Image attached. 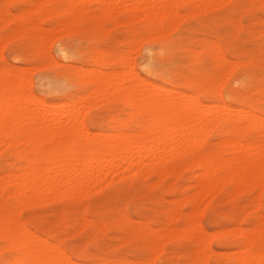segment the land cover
<instances>
[{
    "label": "rangeland",
    "instance_id": "374dc122",
    "mask_svg": "<svg viewBox=\"0 0 264 264\" xmlns=\"http://www.w3.org/2000/svg\"><path fill=\"white\" fill-rule=\"evenodd\" d=\"M140 1L0 0L1 107L16 97L22 120L24 113L48 114V104L64 103L55 120L72 124L80 115L83 120L42 138L11 126L3 132L7 135L0 134V264H248L250 257L243 258L253 250L257 263L264 264V0H173L161 8L162 16L161 0ZM135 83L147 90L160 85L161 95L178 90L183 102L193 97L203 108L215 106L217 115L224 104L252 116L250 122L218 121L202 133V145L201 134L199 142L187 141L188 147L195 142V149L168 155L165 162L147 158L155 162L150 168H123L112 180L90 181L81 192L17 191L13 179L35 162L48 168L62 160L83 161L92 150L105 152L106 141H117L120 134L129 142L151 133L148 101L135 104L125 96L123 87ZM198 157L211 158L212 167L198 164ZM24 237L27 243L18 244ZM46 248L56 256L63 252L58 256L67 263L47 258Z\"/></svg>",
    "mask_w": 264,
    "mask_h": 264
},
{
    "label": "bare ground",
    "instance_id": "6f19581e",
    "mask_svg": "<svg viewBox=\"0 0 264 264\" xmlns=\"http://www.w3.org/2000/svg\"><path fill=\"white\" fill-rule=\"evenodd\" d=\"M45 1V0H44ZM137 1H139V0H137ZM145 1V0H144ZM170 1V3H171V1H173V0H161L160 2H158L159 4H157V3H155V2H152V4H151V6L153 5V3H155L154 5H155V8H157L158 7V9H159V12L158 13H160V9L161 8H164L163 6H166L167 5V3ZM174 1H176L177 2V0H174ZM173 1V2H174ZM203 1H208V0H203ZM202 1V2H203ZM140 2H143V0L142 1H140ZM140 2H139V5H141L140 4ZM172 2V3H173ZM175 2V3H176ZM39 3V2H38ZM40 3H42V2H40ZM39 3V4H40ZM144 3V2H143ZM204 3V2H203ZM38 4V5H39ZM156 4H157V7H156ZM169 4V3H168ZM205 4H206V2H205ZM205 4H204V6H205ZM208 4V3H207ZM172 5H176V4H172ZM153 7V6H152ZM172 7V6H171ZM103 8H104V5H103ZM171 9V8H170ZM169 9V10H170ZM110 10V9H109ZM152 10V12L155 10V9H151ZM165 10V9H164ZM208 10V9H207ZM171 11V10H170ZM195 11V10H194ZM151 12V15L153 14ZM172 12V11H171ZM108 13V12H107ZM155 13V12H154ZM166 12H164V14H165ZM168 13V12H167ZM172 13H174V12H172ZM156 14V13H155ZM171 14V13H170ZM74 15L75 14H73V17H74ZM160 15L162 16V9H161V13H160ZM167 15V14H166ZM149 16H150V13H149ZM152 16H154V15H152ZM169 16V15H168ZM176 16H177V14H176ZM160 17V16H159ZM164 17V16H163ZM157 18V17H156ZM170 18V17H169ZM174 18H176V17H174ZM74 20V19H73ZM162 20V19H161ZM160 20V21H161ZM162 22V21H161ZM159 27V26H158ZM163 26L161 25V28H162ZM67 31V30H66ZM239 52V51H238ZM77 53V52H76ZM100 56V55H99ZM92 58V57H91ZM101 58V57H100ZM128 59V58H127ZM131 59V58H130ZM242 61H244V60H242ZM240 62V61H239ZM238 64H240V63H238ZM236 66H238V65H236ZM235 66V67H236ZM234 69V68H233ZM102 71V70H101ZM130 71H131V69H130ZM95 72V71H94ZM96 72H100V71H97L96 70ZM103 72V71H102ZM116 73V72H115ZM97 74V73H96ZM119 74V73H118ZM117 74V75H118ZM128 74H129V72H128ZM131 74V73H130ZM132 74H134V72L132 73ZM131 74V75H132ZM94 75V74H93ZM98 75V74H97ZM97 75H94V78H97L96 76ZM100 75V74H99ZM135 75V74H134ZM137 75V74H136ZM91 76V75H90ZM103 76V75H102ZM101 76V77H102ZM129 76V75H128ZM140 76V75H139ZM92 77V76H91ZM126 77H127V75H126ZM135 77V76H134ZM93 78V79H94ZM103 78V77H102ZM105 78V77H104ZM125 78V77H124ZM129 78V77H128ZM130 78H131V76H130ZM88 79H90V78H88ZM98 79H100V78H98ZM97 79V80H98ZM146 81V80H145ZM101 82H103V81H101ZM104 82L106 83V82H110L109 80H105L104 79ZM143 82V81H142ZM148 82V81H147ZM2 83H4V82H2ZM112 83V82H111ZM114 83V82H113ZM134 83V82H133ZM141 83V82H140ZM145 83V82H144ZM121 84V83H120ZM129 84V83H128ZM136 84V83H135ZM130 85V86H126V87H123L125 90H127V92H126V94H125V90L123 91V93L125 94V96L126 95H128V99H130L133 103H135V104H141V105H144V104H142V101L141 100H143L144 102H146V101H148V107L150 108V113H151V115H152V119L151 120H153V122H154V124H155V126H154V128H150V129H152V132L151 133H147V134H145L144 135V137H142L143 139H139L138 137H136L135 139H132V140H130L129 142H127V140H125L124 138H122V135L120 134L119 136H117V137H119L118 139H117V141L115 142V141H111V139L108 141L107 140V138H106V142H108V144H107V149L105 150V152H99V151H96V150H92L91 151V153H90V155L86 158L85 157V159H83V161L82 160H80V161H82L81 163H79L78 161H75L74 159L72 160V159H70L71 160V162H69V161H67L66 163L65 162H63V160L59 163H55L54 162V164L50 167L49 165H47V166H49L47 169H44L45 167L43 166V168L41 167V166H39L37 163L38 162H35L34 164H32L30 167H29V171H30V173H28V175H26L27 173H26V171L27 172H29L28 170H25V176L24 175H18V176H14L13 178V181L16 183L15 185H16V187H17V191H20V190H22V191H24V192H27V191H34V192H38L39 191V193H40V191H41V193H43L44 191L43 190H46L45 192H47V190L48 191H51V192H53L52 190H54V192H55V189H59V190H61V188H62V190L63 191H65L64 192V194H67L68 192H69V190L71 191V189H73V188H75V190H79L80 192H81V190H83L84 188H86V187H88V186H91L92 185V183L93 182H96V181H99V180H101V179H103L104 177H108V176H111V175H113L114 173L116 174L117 172H119L121 169H123V168H125V169H130L129 171H131V170H133V169H136L138 166H140L141 164L142 165H145V166H147L148 168H150L154 163H150V162H147V158L148 159H150V158H159L160 160H162L161 162H165V161H167V159H168V155H171V156H173V157H175V156H177V155H180L182 152H186V151H189L190 149H195L194 148V144H196L195 142H197L198 141V139H197V135H200L201 134V136L202 135H204V134H202V133H205V130H207V129H209L210 127H211V125H217V122L218 121H221V120H226V121H228V122H234L235 120H243V119H245V120H247L248 121V118L250 117V116H252V115H249V117H248V114L249 113H245L244 112V115H239V111L238 112H236V113H233V110L235 111V109H232L231 107L232 106H226V105H220V106H222V107H218V108H221V111H222V114L221 115H217L216 113H215V106H213L212 107V109H214V112L212 111V109H210L211 107H209L208 105V107L207 106H205L204 108H203V106L205 105L204 103H202L203 104V106L201 105V103L199 104V102H197L196 103V101L195 100H197V99H194V101H193V97L191 98L190 96V98L192 99V102L188 99V101H190L191 103H189L187 100H186V103L185 102H183L184 100V98L182 97H179L180 95L181 96H183L182 94H180V95H175L176 93H177V91H176V93L175 94H171V95H161L160 93H158V90L160 89V87L159 86H157L159 89H157L156 87H154V89H153V86H150V88L152 87V89H150L149 88V90H147L146 88H145V86H144V89H142V88H140V86L139 85H141V84H139V83H137L136 85ZM148 84H150V82L148 83ZM147 84V85H148ZM152 84H154V83H152ZM99 85V84H98ZM100 85H102V83H100ZM108 85H109V83H108ZM113 85V88L114 87H117L118 86V88H119V85L118 84H116L115 85V83L114 84H112ZM111 85V86H112ZM115 85V86H114ZM122 85H124V83H122ZM146 85V84H145ZM105 85L103 84V86L102 87H104ZM107 86V85H106ZM105 86V87H106ZM108 87V86H107ZM121 87V86H120ZM164 87V86H163ZM96 88V87H95ZM97 88H98V86H97ZM101 88V87H100ZM109 88V87H108ZM162 88V87H161ZM92 89H94V87L92 88ZM102 89V88H101ZM101 89H98L99 91L101 90ZM109 89H111V88H109ZM115 89V88H114ZM117 89V88H116ZM115 89V90H116ZM120 89V88H119ZM119 89H117V90H119ZM146 89V90H145ZM106 90V89H105ZM104 90V91H105ZM170 90V89H169ZM92 91V90H91ZM91 91H90V93H91ZM96 92H98L97 91V89L95 90ZM94 90H93V92H95ZM102 91V90H101ZM110 91V90H109ZM122 91V90H121ZM167 91V90H166ZM103 92V91H102ZM116 92V91H115ZM179 92V91H178ZM89 93V94H90ZM111 93V92H110ZM112 93H113V91H112ZM111 93V94H112ZM119 93V92H118ZM122 93V94H123ZM168 93V92H167ZM181 93V92H180ZM184 93V92H183ZM92 94H94V93H92ZM104 94V93H103ZM107 94H108V91H107ZM120 94H121V92H120ZM121 94V95H122ZM184 94H186V93H184ZM5 95V94H4ZM9 95V94H8ZM81 95V94H80ZM100 95V94H99ZM106 95V94H105ZM110 95V94H109ZM192 95V94H191ZM3 96V95H2ZM5 96H7V95H5ZM102 96V95H101ZM115 96V95H114ZM120 96V95H119ZM4 97V96H3ZM11 97H12V95H11ZM104 97V96H103ZM112 97V96H111ZM123 97V96H122ZM187 97V96H186ZM6 98V97H5ZM10 98V97H9ZM8 98V99H9ZM13 98H14V100H15V98L16 97H14L13 96ZM12 98V99H13ZM196 98V97H195ZM7 99V100H8ZM12 99H10L9 101L11 102V100ZM3 100H4V102L6 101L4 98H3ZM126 100V99H125ZM9 101H7L6 102V104L8 103H10ZM66 101V100H65ZM163 101H165V104L164 103H162ZM197 101H200V100H197ZM2 102V101H1ZM0 102V103H1ZM3 102V103H4ZM141 102V103H140ZM143 102V103H144ZM53 103V102H52ZM52 103H50V105L48 104V106L46 107V109H47V113L48 114H44V113H42L41 111H30V113H31V115H30V113H28V111H26L28 114H29V116L31 117V119L29 120V116H28V114L27 115H25V113H24V116H23V113H21L20 115H22L23 116V119L22 120H20L18 117V108H16L15 107V105H17L15 102L13 103V100H12V103H10L9 105L7 104V106L5 105V108L3 107H1V105H0V109L2 110L3 109V111L1 112V110H0V112L1 113H3V120L0 122V134H2L3 132H7V130L8 129H10L9 127L11 126V128L12 127H15V129H16V133H20V134H23L24 132H26V131H30L31 132V134L32 135H38V136H43V134H47V133H51V134H54V133H56L57 131H58V133H59V131L61 130V129H65V128H67L66 126H68L69 124H67L66 122H63V121H61V120H55V119H57V117H58V112H57V108L58 107H60V106H66V104L64 105V103L61 105H59V104H52ZM71 103V102H70ZM246 103V102H245ZM75 103H73V105H74ZM77 104H78V102H77ZM162 104H164V107H163V109H162V111L164 112L163 113V115H160V113L158 112V109L162 106ZM3 106H4V104H2ZM133 105V104H132ZM50 106V107H49ZM71 106V105H70ZM75 106V105H74ZM80 106V105H79ZM79 106H78V108H79ZM94 106V105H93ZM134 106V105H133ZM210 106H212V105H210ZM82 107V106H81ZM74 108H76V107H74ZM83 109H84V107H82ZM81 108V109H82ZM77 109V108H76ZM81 109H80V111H81ZM75 110V109H74ZM78 110V109H77ZM139 110V109H138ZM137 110V111H138ZM149 110V109H148ZM245 110V109H244ZM76 111V110H75ZM75 111H72V114H73V112H75ZM134 111V110H133ZM216 111H218L219 112V114H220V109L218 110V109H216ZM84 112V111H83ZM135 112V111H134ZM162 113V112H161ZM252 114L254 113V112H251ZM69 114H71V112L69 113ZM68 114V115H69ZM75 114H76V112H75ZM80 113H79V110H78V114H76V115H79ZM243 114V113H242ZM68 115H67V117H68ZM75 115V116H76ZM258 114H256V116H257ZM259 115H261V114H259ZM22 116H20V118H22ZM26 116H28L27 118H25V120L27 119V120H29L28 121V123H30V122H33L34 124H32V125H30V124H27V120L25 121L24 120V117H26ZM70 117V119H71V115H69ZM73 116V115H72ZM110 116V115H109ZM254 116V115H253ZM264 116V115H263ZM74 117V116H73ZM258 117V116H257ZM259 117H261L262 118V115L261 116H259ZM17 118H18V120L19 121H23L21 124H19V121L17 120ZM77 118H78V116H77ZM77 118H76V120H75V122H78V123H81V121H83L82 119H81V115L79 116V118H80V120H79V118H78V121H77ZM254 118V117H253ZM253 118H250V119H253ZM249 119V120H250ZM257 120V119H256ZM255 120V121H256ZM259 120H261V119H258L257 120V122H255L257 125H258V121ZM246 121V122H247ZM252 121H253V123H254V120H251V123H252ZM25 122H26V124H25ZM72 122V124H70L71 126L72 125H74L75 124V122H74V120L73 121H71ZM248 122H250V121H248ZM263 121H261V124L262 125H264L263 123H262ZM166 123H170V126H167V124ZM219 123V122H218ZM250 123V124H251ZM254 123V124H255ZM19 124V125H18ZM65 124H67V125H65ZM84 124V123H83ZM232 124H235L236 125V122L235 123H232ZM246 124V123H245ZM247 124H249V123H247ZM260 124V123H259ZM260 124V125H261ZM78 127L76 128V129H79V125H81V124H76ZM166 126V128H162L163 126ZM169 125V124H168ZM259 125V126H260ZM81 126H83V125H81ZM251 126V125H250ZM254 126V125H253ZM209 127V128H208ZM213 127H215V126H213ZM212 127V128H213ZM246 127V126H245ZM261 127V126H260ZM8 128V129H7ZM72 128V127H71ZM74 129L73 130H75V126L73 127ZM81 128V133H82V129L84 130V132H85V130L87 129V128H82V127H80ZM162 128V130L163 131H160V129ZM212 128H211V130H212ZM259 128V127H258ZM7 129V130H6ZM69 129V127L67 128V130ZM149 129V130H150ZM66 129H65V131H67ZM10 132H11V130H9ZM8 131V132H9ZM13 131V130H12ZM89 131H91V130H89ZM9 132V133H10ZM94 132V131H93ZM113 132V131H112ZM134 132V131H133ZM14 133H15V130H14ZM16 133L14 134L15 136H16ZM86 133V132H85ZM87 133L89 134V132L87 131ZM86 133V134H87ZM107 133H109V132H107ZM115 133V132H114ZM117 134H118V132H116ZM120 133V132H119ZM146 133V132H145ZM156 133V135H154ZM209 131H208V135H209ZM260 133V132H259ZM263 133V132H262ZM4 135H7V133L5 134V133H3ZM2 134V135H3ZM28 134H29V132H28ZM50 134V135H51ZM57 134V133H56ZM85 134V135H86ZM90 134H91V132H90ZM89 134V135H90ZM111 134V133H110ZM113 134V133H112ZM123 134H125V133H123ZM137 134V133H136ZM1 135V136H2ZM13 135V136H14ZM81 135V134H80ZM153 135H154V137H153ZM207 135V134H206ZM23 136V135H22ZM22 136H21V138H22ZM25 136H27L26 135V133H25ZM25 136L23 137L24 139H25ZM42 136H41V138H42ZM49 136V135H48ZM56 136V135H55ZM94 136V135H93ZM105 136H107V135H105ZM113 136H114V134H113ZM115 136H116V134H115ZM200 136V138H201V141L198 143V144H201L202 145V138L203 139H205V137H201ZM19 137H20V135H19ZM31 137V136H30ZM36 137V136H35ZM46 137V136H45ZM112 137V136H111ZM123 137H125V136H123ZM153 137V138H152ZM195 137H196V140H195ZM208 137V136H207ZM226 137V136H225ZM3 138V136L1 137V139ZM16 138V137H15ZM14 138V139H15ZM17 138H18V135H17ZM33 138H34V136H33ZM199 138V139H200ZM4 139V138H3ZM2 139V140H3ZM19 139V138H18ZM23 139V140H24ZM27 139V138H26ZM25 139V140H26ZM109 139V138H108ZM192 139H194V140H192ZM236 139H238V138H236ZM7 140V139H6ZM12 140V139H11ZM10 140V141H11ZM38 140H39V137H38ZM86 140V139H85ZM97 140V139H96ZM101 140H102V137H101ZM152 141V143H150L151 141ZM195 141L194 142V144H191V143H189L188 145H189V147L187 146V141ZM229 140V139H228ZM233 140V139H232ZM239 140V139H238ZM150 141V142H149ZM230 141H231V139H230ZM240 141V140H239ZM7 142V141H6ZM229 142V141H228ZM232 142V141H231ZM236 142V141H235ZM250 142V141H249ZM223 143V142H222ZM243 143V142H242ZM190 144H191V146H190ZM231 144V143H230ZM234 144V143H233ZM241 144V143H240ZM248 144V143H247ZM254 144V143H253ZM192 145H194L193 147H192ZM5 146V145H4ZM235 146H239V144H235ZM263 146V145H262ZM190 147H192V148H190ZM199 147V146H198ZM241 147H242V145L239 147V149H241ZM52 148V147H51ZM190 148V149H189ZM244 148H245V145H244ZM199 149V148H198ZM49 150H51L50 149V147H49ZM59 150V149H58ZM76 150H77V148H76ZM237 150V149H236ZM244 150V149H243ZM43 151V150H42ZM48 151V150H47ZM56 151V150H55ZM61 151V150H60ZM182 151V152H181ZM247 151V150H246ZM245 151V159H246V157H248V151L246 152ZM48 152H50V151H48ZM185 152H184V154H185ZM24 153V152H23ZM45 153H46V151H45ZM205 153V152H204ZM241 153V152H240ZM40 154V153H39ZM237 154V153H236ZM239 154V153H238ZM242 154V153H241ZM41 155V154H40ZM202 155V154H201ZM205 155H207V154H205ZM204 155V156H205ZM235 155V154H234ZM34 156H36V155H34ZM80 156H82V155H80ZM84 156V155H83ZM232 156V155H231ZM236 156V155H235ZM242 156V155H241ZM39 157V156H38ZM37 157V158H38ZM41 157V156H40ZM43 157V156H42ZM46 157H48V156H46ZM59 157V156H58ZM79 157V156H78ZM170 157V156H169ZM203 157V156H202ZM224 157V156H223ZM225 157H226V155H225ZM233 157V156H232ZM35 157H33V160L35 161V159H34ZM49 158V157H48ZM84 158V157H83ZM234 158H236V157H234ZM239 158H241V157H239ZM81 159H82V157H81ZM200 158L198 157L197 158V161L199 160ZM206 159V158H205ZM209 159V158H208ZM220 159V158H219ZM230 159V158H229ZM233 158H231V160H232ZM237 159V158H236ZM29 160V159H28ZM37 160V159H36ZM49 160V159H48ZM67 160V159H66ZM65 160V161H66ZM85 160V161H84ZM210 160H211V158L209 159V160H207L206 159V162H208V163H206L205 162V160H203V158L202 159H200L197 163L199 164V162L202 164V165H205L206 167L208 166H210V165H212V164H209V163H211L210 162ZM222 160V159H221ZM224 160V159H223ZM263 160H264V158H263ZM194 161V160H193ZM203 161L205 162V164L203 163ZM225 161V160H224ZM247 161H248V159H247ZM262 161V160H261ZM213 162V161H212ZM256 162V161H255ZM263 162V161H262ZM158 163V162H157ZM195 163V162H194ZM219 163V162H218ZM217 163V164H218ZM248 163V162H247ZM259 162H258V160H257V164H258ZM261 163V162H260ZM259 163V164H260ZM216 164V163H215ZM220 164V163H219ZM231 164V163H230ZM253 164V163H252ZM258 164V165H259ZM263 164V163H262ZM51 165V164H50ZM186 165V164H185ZM201 165V166H202ZM254 165H255V163H254ZM253 165V166H254ZM236 166V165H235ZM234 166V167H235ZM241 166H243V165H240V167ZM261 166V164L258 166V167H260ZM264 166V165H263ZM210 167H212V166H210ZM209 167V168H210ZM213 167H214V162H213ZM245 167H246V164H245ZM161 168V167H160ZM170 168V167H169ZM124 169V170H125ZM147 169V168H146ZM206 169H208V168H206ZM206 169H204V170H206ZM236 169V168H235ZM239 169V168H238ZM252 169V168H251ZM261 169H263L262 167H261ZM260 169V170H261ZM137 170V169H136ZM135 170V171H136ZM234 170V169H233ZM264 170V169H263ZM24 171V170H23ZM128 171V172H129ZM134 170L132 171V172H135ZM150 171V170H149ZM200 171V170H199ZM198 171V172H199ZM207 171V170H206ZM205 171V172H206ZM213 171V170H212ZM256 171V170H255ZM15 172V171H14ZM17 172V171H16ZM127 172V173H128ZM204 172V171H203ZM202 172V173H203ZM204 172V173H205ZM210 172V171H209ZM243 172V171H242ZM260 172V171H259ZM17 173H20V172H17ZM21 173H22V170H21ZM24 173V172H23ZM22 173V174H23ZM131 172H129V174H130ZM210 173H212V172H210ZM234 173H235V171H234ZM262 173V172H261ZM260 173V174H261ZM13 174H15V173H13ZM122 174V173H121ZM206 174V173H205ZM255 174V173H254ZM263 174H264V172H263ZM262 174V175H263ZM12 175V174H11ZM16 175V174H15ZM128 175V174H127ZM203 175V174H202ZM211 175V174H210ZM219 175V174H218ZM257 175V174H256ZM255 175V176H256ZM23 176V177H22ZM120 176V175H119ZM198 176V175H197ZM206 177H208V173L205 175ZM223 176H224V174H223ZM245 176V175H244ZM253 176V175H252ZM261 176V175H260ZM2 177V176H1ZM6 178V177H5ZM219 178V177H218ZM217 178V179H218ZM223 178V177H222ZM115 179V178H114ZM242 179H243V177H242ZM242 179H240V180H242ZM244 179H246L245 177H244ZM244 179H243V184H244ZM6 180H7V178H6ZM5 180V181H6ZM110 180H112V176H111V179ZM204 180V179H203ZM206 180V179H205ZM224 180V179H223ZM5 181H3V182H5ZM8 181V180H7ZM12 181V180H11ZM90 181L92 182L91 183V185H90ZM104 181V180H103ZM107 181V180H106ZM105 181V182H106ZM202 181V180H201ZM236 181V180H235ZM8 182H10V181H8ZM203 182V181H202ZM216 182V181H215ZM5 183H7V182H5ZM99 183H101V182H99ZM204 183V182H203ZM203 183H202V185H203ZM206 183H207V180H206ZM246 183H247V181H246ZM89 184V185H88ZM101 186V185H100ZM204 186V185H203ZM250 186V185H249ZM97 187V186H96ZM99 187V186H98ZM201 187V186H200ZM77 188V189H76ZM91 188V187H90ZM95 188V187H94ZM263 188H264V186H263ZM88 189V188H87ZM86 189V190H87ZM209 189V188H208ZM212 189V188H211ZM246 189V188H245ZM58 190V191H59ZM74 190V189H73ZM85 190V189H84ZM90 190V189H89ZM205 190H206V188H205ZM57 191V190H56ZM79 191H77V192H79ZM208 191V190H207ZM207 191H205L206 193H207ZM53 192V193H54ZM71 192H73V191H71ZM76 192V193H77ZM85 192V191H84ZM18 193V192H17ZM38 193V194H39ZM83 193V192H82ZM204 193V192H203ZM30 194V193H29ZM35 194V193H34ZM38 194H35V196L36 195H38ZM46 194V193H45ZM73 194V193H72ZM31 195V194H30ZM68 195V194H67ZM66 195V196H67ZM83 195V194H82ZM39 196V195H38ZM202 196V195H201ZM29 197V196H28ZM33 197V196H32ZM34 198V197H33ZM202 198V197H201ZM200 198V199H201ZM198 202V201H197ZM198 223V222H197ZM196 224V223H195ZM200 225V224H199ZM202 225V224H201ZM258 227V226H257ZM19 229V228H18ZM24 230V229H23ZM11 231V230H10ZM17 231V230H16ZM19 231H21V230H19ZM26 231V230H25ZM25 231L23 232V233H25ZM22 232V231H21ZM218 232V231H217ZM10 233L11 232H9L8 234V236H10ZM1 234V233H0ZM4 234V233H3ZM17 234V233H16ZM179 234V233H178ZM219 234V233H218ZM7 236V235H6ZM15 236V235H14ZM18 238H19V236L20 235H16ZM15 236V237H16ZM25 236V235H24ZM36 237L35 238H38L39 236H37V235H35ZM11 237V236H10ZM16 237V238H17ZM23 237V236H22ZM26 237V236H25ZM25 237H24V242H23V240H19V239H17V240H19L17 243L19 244V242H21L22 241V243L24 244L26 241H25ZM31 237V236H30ZM43 237V236H42ZM27 238V237H26ZM32 238H34L33 236H32ZM30 239V238H29ZM254 239V238H253ZM16 240V241H17ZM26 240H28V238L26 239ZM44 241V240H43ZM160 241V240H159ZM249 241V240H248ZM35 242V241H34ZM252 242V241H251ZM27 243V242H26ZM53 243V242H52ZM9 244V243H8ZM50 243L48 242V244L47 245H49ZM210 244V243H209ZM10 245H11V243H10ZM40 245V247H41V244H39ZM162 245V244H161ZM180 245V244H179ZM16 246V245H15ZM19 246V245H18ZM21 246V245H20ZM19 246V247H20ZM50 246V245H49ZM58 246V245H57ZM160 246V245H159ZM39 247V248H40ZM47 247V246H46ZM52 247V246H51ZM59 247V246H58ZM43 248H45V247H43ZM43 248H41L42 250H44ZM52 248H54V245H53V247ZM252 248V247H251ZM5 249V248H4ZM47 249V248H46ZM55 249H56V247H55ZM242 249V248H241ZM48 250L50 251L51 249L49 248V249H47V252H46V254H47V258L48 257H52V258H56V259H59L60 258V262H62V260H64V259H61V257L60 256H58V254H62L63 252H58V254H57V256H56V252H53V254H50V252H48ZM61 250V249H60ZM249 250H253V248L252 249H249ZM52 251V250H51ZM255 251H257V250H255ZM251 254L254 252V250H253V252H251V251H249ZM248 252V254L245 256V258H243V259H246V257L247 256H249L251 259L252 258H254L255 260L257 259V257H255L256 256V254H254L252 257L249 255L250 253ZM261 252V251H260ZM54 253H55V255H54ZM255 253H257V252H255ZM259 254V253H258ZM257 254V255H258ZM261 255H262V253H261ZM64 256V255H63ZM69 256V255H68ZM242 256V255H241ZM67 258V257H66ZM103 258V257H102ZM241 258V257H240ZM250 258H247L246 259V261L247 262H250V263H248V264H251V262L252 261H255V260H252V261H250ZM262 258V257H261ZM70 259V258H69ZM69 259H68V261H69ZM242 259V258H241ZM249 259V260H248ZM39 260V259H38ZM40 261V260H39ZM41 261H42V259H41ZM64 261H66V260H64ZM74 261V260H73ZM242 262H243V260H241ZM257 261L258 260H256V262L255 263H257ZM47 262V261H46ZM56 262V261H55ZM70 262L71 261H69L68 262V264H70ZM96 262V261H95ZM209 262V261H208ZM259 262H260V260H259ZM54 263V262H53ZM58 263H59V261H58ZM57 263V264H58ZM65 263V262H64ZM63 263V264H64ZM66 263H67V261H66ZM88 263V262H87ZM109 263V262H108ZM119 263V262H118ZM121 263V262H120ZM246 263V262H245ZM254 263V264H255ZM60 264V263H59ZM72 264H74V263H72ZM76 264V263H75ZM84 264V263H83ZM95 264V263H94ZM102 264V263H101ZM104 264V263H103ZM112 264V263H111ZM113 264H114V262H113ZM125 264V263H124ZM253 264V263H252ZM257 264H259V263H257Z\"/></svg>",
    "mask_w": 264,
    "mask_h": 264
}]
</instances>
